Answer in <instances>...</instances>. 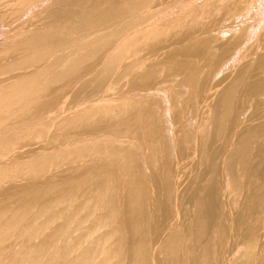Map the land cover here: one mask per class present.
<instances>
[{
	"label": "bare ground",
	"instance_id": "6f19581e",
	"mask_svg": "<svg viewBox=\"0 0 264 264\" xmlns=\"http://www.w3.org/2000/svg\"><path fill=\"white\" fill-rule=\"evenodd\" d=\"M260 49L264 0H0V172L62 154L48 179L4 195L81 194L55 235L96 215L56 250L62 264H264ZM64 122L59 143L24 141ZM1 249L0 264L43 263Z\"/></svg>",
	"mask_w": 264,
	"mask_h": 264
},
{
	"label": "rangeland",
	"instance_id": "374dc122",
	"mask_svg": "<svg viewBox=\"0 0 264 264\" xmlns=\"http://www.w3.org/2000/svg\"><path fill=\"white\" fill-rule=\"evenodd\" d=\"M111 1H117V0H111ZM230 24H232L231 27L235 26L233 25L234 23L232 22ZM247 46L248 47L250 46V49L248 50L247 48V51L245 52L246 54L252 50L251 45H247ZM263 51L264 50L260 49L255 52L261 53ZM243 61L244 60L239 61L235 67L231 66L228 68V70H225L223 74L221 73V75H219L220 77H218L217 78L218 80H216V82L221 81L219 88H217V92L213 95V97L208 100L209 105L207 107L210 106L212 108V105H214V103L216 102L220 91H222V89L228 83H230V81L232 80L231 77H234L235 72L238 70L239 66L243 63ZM227 75L229 76V78ZM259 76L264 79V73ZM252 103H253L252 106L247 110L248 112L246 113V118L249 115H251L253 112L252 107L255 104V101H253ZM205 110H208V108L207 109L205 108ZM198 117L199 116H196L194 118V122H198L199 120ZM64 124L67 125V122L66 123L64 122ZM67 127L68 125L65 126L63 130L62 129L61 131L58 130L59 132L58 131L53 132V130L55 131V129L50 130L49 132H47L48 134L46 133V131L45 133L43 131L41 132L38 131L36 133V136L34 135V138L32 135L26 137L24 141L30 140L32 143H34L33 148H35L41 146L42 144H45L44 143L45 141L42 142L45 139L46 142H48L47 140L50 138V136L56 133L58 136L56 135L55 138H57L58 142L56 139L54 140L50 139L49 142L59 143V141H62L64 139L63 137ZM40 133L42 134L43 137H41ZM61 155L62 154H57L54 158V161L55 159L57 160V158H60ZM54 161L50 162L48 160L47 162L42 164L41 168L43 167L42 168L43 170L41 169L38 173L27 172L26 171L27 169L16 170V169H11L9 167H7L8 169L3 168L2 169L3 172L2 171L0 172V228H4L3 233L5 235L2 241V245L0 247L2 248L1 250L4 251L6 256H9V258L15 252H19L20 255L26 251H30L32 253L31 254L32 259H35V256L43 259L42 264H62V262L64 261V257L55 255L56 250L61 248L65 249L66 244L72 243L75 236L77 237V235L81 234L83 228L86 225H91L94 221V216L96 214H93V216L90 217L82 218V222H84L83 225L76 227L68 235V237L55 235L56 232L55 229L58 228L67 219V216L70 214V212L73 211V209H75L81 201L80 193H75L69 190L60 191L59 189H55V188L47 189L46 192L44 191L37 200L33 201L27 206L21 207V203H17L16 205L11 206L7 196L4 195L6 193V192L4 193L5 191L4 189L7 188V185H10L11 183L12 184L25 183L26 181L39 182L45 180V178L48 179V177L53 173V171L59 166V165L55 166L56 164L53 163ZM51 163L53 164L50 165ZM196 163H197V159L191 161L185 173L182 175L180 190L186 188L191 177L190 176L191 175L190 172L192 171L191 168L193 169L196 166ZM87 212H89L88 209L83 211L81 210L80 215L83 216ZM13 215L16 216L13 217ZM72 225L73 223H71L69 227H71ZM260 232L261 235H260L259 244L264 245V229L260 230ZM93 235L95 236L97 235V233H94ZM14 241H16V244L13 245ZM50 244H52L51 247H49ZM84 244H82V246ZM5 245H10L11 248ZM80 248L74 251H72L73 249H71L70 250L71 256L75 255L80 250Z\"/></svg>",
	"mask_w": 264,
	"mask_h": 264
}]
</instances>
